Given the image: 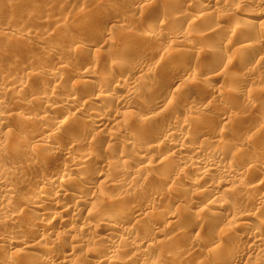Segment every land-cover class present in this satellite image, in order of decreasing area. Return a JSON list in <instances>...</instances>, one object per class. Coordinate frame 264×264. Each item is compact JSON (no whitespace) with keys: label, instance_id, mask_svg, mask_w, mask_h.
Here are the masks:
<instances>
[{"label":"rangeland","instance_id":"374dc122","mask_svg":"<svg viewBox=\"0 0 264 264\" xmlns=\"http://www.w3.org/2000/svg\"><path fill=\"white\" fill-rule=\"evenodd\" d=\"M258 1L259 0L255 1L254 6L252 4L243 3L244 1L242 0H217L214 8H211L210 10L209 8L206 9L207 7L205 6L207 5L205 2H202V0H0V88L4 90V95L0 97V101H2L0 114L3 119L7 117L5 119V121H7L5 125H0V146L3 148L8 144L12 145V141L14 142L15 137H19V139L22 138V141L25 140L24 145L28 146L27 143L29 144V141L35 135L37 136L38 132L40 134L42 131H37L38 129L40 130V128H38L37 123L34 122V119H37L40 116L47 115L54 123L63 118H72L75 116L74 118H79V123L81 122L80 124H82L86 119L93 116L89 113V110L93 109L95 105H99L95 99L97 95L105 96L110 92L112 93L111 90L116 84L118 89L114 87L117 89H115L116 93L114 91V94L127 96L126 94H129L130 92H125V86H127L128 82L126 85L124 83L127 80L131 82L134 80V82L138 80L140 81L147 73L150 76L149 79L151 81L150 82L149 79H147L149 82L147 81L148 83H144L145 91L142 90L136 93L138 100L135 98L136 102L133 101V106L120 107L113 103L101 104L99 107V110L103 109L105 111L107 110V112H114L113 110H119L121 113L123 112L124 115L121 114L120 120L123 123L124 128L120 129L118 133L113 130L117 133V140L115 135V139L113 140H110L112 136L109 137V139L106 135V137L101 135L96 139L93 135L95 134V131L90 128L89 129L93 133L89 131V135L86 133V136H79L84 138V140L77 137V135L74 134L76 132L71 129L67 130L68 134L67 132H65L66 134H63L66 139L71 138V140H74L76 137L80 139H75V141L80 142L79 144L76 142L77 145H74L71 149L75 154L78 153L83 155L88 153L91 155L89 168L86 167L84 169L85 171H79L80 173L74 171H69L67 173L66 171H63L66 162L59 158V155L62 151L66 152L70 150V145H68V143L66 144V142L57 143L55 150L58 152V155H54L46 160L49 164V168L45 171H49V173L56 171L58 173L59 171L64 173V175H60L61 177L55 182L60 183V181L66 182L70 180V185H65L63 188L67 189L66 193L68 195L75 193L77 189L80 190L79 192L84 196L82 199L84 201H81L82 203L78 205L81 206L78 208L79 211L77 218L72 217V215H69L70 217H68L76 219L73 222L74 228L72 227V233H70L74 238L70 240L69 238L66 239V237H63V239L57 235V238L63 240L62 242H60L61 240H58L59 243L54 242L55 244H53V240H51V236L55 232L53 231L50 233L51 235L49 234V236H47L46 240L39 241V244L44 247L43 249H45V251L47 250L48 252L51 249L54 252L56 251L55 256L53 257L54 261L52 259L51 264H60V256H62L63 253H68V250L73 253L71 257L72 259L70 258L71 262L69 261V263L66 262L64 264H96L95 261L104 254H100L103 251L98 252V250H100L105 244L108 246L110 243L121 244V249L116 254L117 257L115 255V260H118L119 263L143 264L144 260L140 261L141 258L139 254L134 255L135 252H133L131 248V242H129L124 235L117 234L112 239L110 238L109 241H105L102 239V236L98 237V235L102 234V231L100 232L96 228L95 231L92 227L85 230L79 228L81 226L80 218L86 216L89 208H96L103 214V211L104 213L111 210L114 211L116 210V207H121V205L119 207V203L128 201L129 204L131 203L130 205L135 203V206L140 205L138 206L139 208H146V212H148L150 216L149 218H146L147 220L143 219L142 222L140 221L137 223L138 219L133 220L130 213H127V215L129 214L128 217L130 216L129 218H131H127L129 219L127 229H129V227L130 229H133L132 226L134 227V225H142L141 229L140 227H137L138 230L137 228L133 229V232L141 240L144 239L143 241L146 242V245L150 244L149 246L147 245V249H145L144 253V257L150 261V264H201L200 257L202 254L208 250H212L218 245V243L223 251H220L219 258L217 257L214 259L215 261L212 260L209 264H225L224 256L239 248H245L249 253L248 256L247 254L244 255L243 259L240 257L241 260L238 261V264H264V262H262V260H264V254L259 256L255 251L256 246L251 248V244L248 241H244L238 237L239 235H245L250 238L253 231L258 230V232L261 230V233L264 236V226H262V223L264 225V206L259 207L254 204V200L257 197L264 198V165L257 163L259 162V155L264 152V60L262 62L258 61V58H264V47L253 46L251 41L252 38H256V36L264 35V22L262 24V21L264 20V8H262L263 3ZM234 3L239 11L235 10V5L233 6ZM229 5L231 6L232 11ZM218 6L221 7L222 10L218 8ZM212 11L217 14L212 13ZM207 14H210V16ZM229 14H231L232 17ZM233 15H235V17ZM198 16L202 17L198 18ZM238 17L240 20H236V22L235 18L238 19ZM79 18L83 20H81L83 24H79V28L74 29L75 32L72 30L73 32L71 31L72 33L70 34L66 28L72 24L74 26ZM238 24L239 26H237ZM146 26H149V28L151 26L150 29L155 33L153 38L144 37L143 33H141ZM233 32L235 33L233 34ZM248 34L251 35L250 37L248 36V39L251 40H247L246 35ZM25 35L27 37H25ZM76 38L80 40L79 43L73 42ZM170 40L173 41V43H169ZM241 46H243L242 49ZM237 50H240L238 51L239 54L237 53ZM212 53H215L214 55L216 57L209 62L206 60V57ZM236 58L240 59L238 63L234 62ZM202 59H205L208 65H206V61ZM132 61L134 63L136 62L138 67L140 66L139 73H135L133 70L130 71L128 68L127 64ZM183 66H186V69ZM57 68H62L60 73L55 72ZM85 69L87 71L90 70L92 74L94 72L96 77L94 76V79L80 78V73ZM251 69L252 71H250ZM111 71L112 73H110ZM36 72L37 75L35 77L31 76L35 75ZM30 73L31 75H28ZM142 73L144 75H142ZM106 75L109 76L106 77ZM140 75H142V77ZM190 76L192 78H190ZM85 79L88 80L89 83H87L88 81L86 82ZM111 79H113V82ZM124 79L126 81L122 83ZM143 80L144 77L141 81ZM91 81L92 83H90ZM116 81L117 83H115ZM139 81L138 83L141 84V81ZM186 81H188V83ZM17 82H22L24 83V86L26 85V88L24 87L23 89L24 91L20 90L21 93L17 94L18 98L16 93L11 94L9 90V86ZM118 84L120 85L118 86ZM233 85L237 88H243V90L246 91V94L249 92L250 95L248 97L251 99L247 97L244 98V96L242 97L239 94L234 93L235 91H230L232 88L231 86ZM227 86L229 87L228 89ZM183 88H185V90H183ZM182 90L185 92L183 93V95L185 94L183 97ZM217 90H220V94H217L218 96L215 99H212L213 94L218 92ZM5 91L10 94L5 93ZM41 93L44 94L42 95ZM14 94L17 99L14 97ZM11 96H13V98ZM78 96L81 97L83 102L88 101V107L83 105L84 103L82 104V102L80 103L81 106L80 104H77L76 106L64 105L62 102V100L64 101L65 99H78ZM41 97H44V99H41ZM93 99L95 100L93 101ZM196 100L199 103L203 101L202 106L198 107V109L193 105L192 106L195 109L192 106L190 107L192 109H189V106H186V103L184 102L186 101L189 103ZM246 101H252V103L254 102L255 104L253 103V105L251 102L247 104ZM47 103L55 107L51 112L47 111ZM154 105H162L163 109H167L168 112L170 111L169 113L171 114L170 116L172 120L179 119L184 125H189L191 122H195L194 126H196L197 129H203L205 135L203 134L200 137L192 138V134L189 136L191 140L188 142V146L191 148L193 147L192 149H195V147L203 148L201 154L204 153V155H209V157L211 155L213 156V153L217 150L222 151V158H224L220 160L222 166H227L231 159L232 161H238L240 154L246 150L250 153L251 157H254L253 161H256V164H258L256 166L255 162H253L254 164L252 163L246 166L241 165V163L236 165L237 167H235V170L238 172L237 174L241 172L243 173L244 178H241V180L238 177H234L237 181L234 178H230L231 181L230 179H226L225 182L222 178L211 176L204 181L210 184L213 183L211 185L215 188L213 187L212 192H209L208 194L220 196L219 200L221 199L220 201H222V205L225 206L220 216L215 215L214 213H210L207 216L208 213L203 212L204 209L200 206L197 208L189 207L190 202L188 197L190 196L192 187L190 184H186L188 183V180L177 181V183L184 188L177 187L178 189H175V185H173L174 188L171 187L172 185H170L171 183L169 182L180 169L179 163L174 158H171L172 161L169 166H166L165 168L162 167V169L159 170L155 168L153 169L154 171L151 172L148 171L147 173H150V175L147 174L146 171L142 172V174L144 173L143 176L141 173L137 172L140 164L143 161L148 160L146 158L139 161L140 156L143 155L141 151L148 146L151 147L160 143L161 141H155L157 130L159 131V129L168 128V124L160 123L159 120H153V122L147 125V127L140 126L139 124L137 125V119H141L147 115L148 112H152V108L155 107ZM224 109L225 111H223ZM75 112L81 113H76V115ZM199 112L204 113L208 118H201L198 121ZM224 113L231 116L229 121H220L218 119L219 116ZM32 115L34 117H32ZM30 116L32 119L34 118V121L31 118H28ZM28 119H31V123ZM29 123L31 126L28 125ZM49 128H51V126ZM110 132H112V130ZM70 133L72 134V137ZM66 135L70 136L66 137ZM187 135L189 134H186V136L184 134L185 137H188ZM91 137L96 141L95 145L99 142L97 145L98 148H93L94 141L92 139V141L90 140ZM179 137H181L180 140L183 138L182 135H179ZM179 137L177 136L176 138L178 139ZM129 138L131 141L133 139L136 142H131ZM126 139L129 140V143L131 142V146L130 144L129 146L127 145L128 143L125 142ZM90 141L91 143H89ZM105 141L108 142V144ZM83 142L86 144H83ZM133 143L136 144L134 145ZM24 145L20 146L23 148ZM246 145H248L249 148H247ZM109 146H112V148ZM21 147L19 149H22ZM166 148L164 147V150L161 149L160 153L163 154L162 156L167 152L168 148L167 150ZM25 149L26 147L24 146L22 151L25 152ZM95 152L96 155L94 154ZM5 156L1 158L4 160L0 159V171L5 169V167L8 168L12 166L17 169V172H20L17 173L18 176H14L16 177L14 178L15 180L8 177V179L12 180L10 181L6 179L5 181L8 187L12 186V195L15 197L14 199L12 198L13 203L9 200V202L12 203V207L15 206L14 203H16V200L19 197L18 194H20L25 187L29 186L28 188L31 190L33 189L35 194L44 191L43 189L45 188V183L47 181L46 178L49 176L48 172L45 173V171H42L41 173L35 166L34 168L31 167V170H29V166H27L20 157L16 158L15 156L13 157L10 155V157L7 155L13 160L11 161L7 156L5 158ZM50 159L52 160L49 161ZM120 159H125L124 161L127 163L120 164ZM19 161H21V163H19ZM252 166L253 168H251ZM182 167L183 169L181 173L184 174L183 177L185 176V179L190 180L196 177L192 170L183 165ZM116 171H121L124 175L121 173L123 176L119 177V174H117ZM152 173L154 175H152ZM98 176L99 178H97ZM154 176H157V178ZM103 179H105L104 184L102 182L104 181ZM128 179L132 181H129ZM107 180L108 182H106ZM112 180L113 182H111ZM221 180L226 184L228 182L229 185L227 184V189H230V187L232 189L228 191L225 187H221V184H225L224 182H221ZM130 182L131 189L128 190L124 186ZM234 182H237L238 184H235ZM259 182L263 185L256 188L257 190L255 189V192L250 193L249 191V194L245 195L241 191L237 192L238 186H249L250 184V186L253 184L256 186ZM105 183H109L108 187H106L107 184ZM217 183L221 184L218 186ZM111 184L115 186L113 187ZM224 188L226 190L225 192L223 191ZM128 191L130 192L128 193ZM241 196H244L245 198L247 197L246 200ZM208 199L209 196L207 195L204 202L206 200L208 201ZM45 203L46 201H44L40 207L44 210L46 209V211L51 209L45 208ZM190 204H192V202ZM127 206L129 205L127 204ZM13 208L9 211L12 212V209L15 210L16 206ZM82 209L83 211H81ZM121 210L124 211L125 208ZM163 212H166L168 215L166 220H163L164 222L160 219L158 220L156 217ZM225 212L226 214H230V221L224 220L223 213ZM237 212L245 213L247 217L243 220L235 219L234 213ZM150 213L152 215H150ZM211 214H214L216 217H213ZM221 216L222 218H220ZM77 227L79 229H76ZM4 228L5 225L1 224L0 238L4 236L5 232H7V228ZM135 231L140 235L136 234ZM156 231H158V233H156ZM83 232L84 234L89 232L86 233L88 236L83 235ZM120 238L121 240H124L121 241ZM262 238L263 243L264 237ZM14 239L16 242L21 240V238L18 237H15ZM262 245H264V243ZM19 248H11V250L9 248H0V264H30L26 258H23L24 254H22L23 252L21 248ZM236 254L235 256L233 255L234 258L237 256ZM232 260L227 261L229 263L226 262V264H230Z\"/></svg>","mask_w":264,"mask_h":264},{"label":"bare ground","instance_id":"6f19581e","mask_svg":"<svg viewBox=\"0 0 264 264\" xmlns=\"http://www.w3.org/2000/svg\"><path fill=\"white\" fill-rule=\"evenodd\" d=\"M218 1H221V0H218ZM232 1V0H231ZM242 1H244L243 3H246V4H252V5H254V3H255V1L254 0H242ZM99 2V1H98ZM172 2V1H171ZM174 2V1H173ZM186 2V1H185ZM202 2H205L206 3V5L207 6H205V7H207L206 9H210L211 10V8H214V6H215V3L217 2V0H202ZM229 2V1H228ZM227 2V3H228ZM258 2H261V3H263V7L262 8H264V0H259ZM177 3V2H176ZM219 3V2H218ZM217 3V4H218ZM226 3V4H227ZM233 3V2H232ZM216 4V5H217ZM222 4V3H221ZM226 4H225V6H226ZM223 5V4H222ZM235 5V6H234ZM262 5V4H261ZM224 6V7H225ZM230 6V5H229ZM233 6L235 7V10L237 11L238 9V7H236V4L234 3L233 4ZM255 6V5H254ZM204 7V6H203ZM233 7V8H234ZM240 7V6H239ZM201 8H202V5H201ZM216 9H218V8H220L221 9V7H219L218 6V8L217 7H215ZM223 8V7H222ZM204 9V8H203ZM202 9V10H203ZM206 9H204V10H206ZM225 9V8H224ZM229 9V8H228ZM230 9H231V6H230ZM229 9V10H230ZM214 10V9H213ZM222 10V9H221ZM226 10V9H225ZM216 11V10H215ZM220 11V10H219ZM231 11H232V9H231ZM235 11V12H236ZM239 11V10H238ZM264 11V10H263ZM204 12V11H203ZM216 12H218V11H216ZM216 12H213L212 11V13H215V14H217ZM164 13V12H163ZM211 13V12H210ZM238 13V12H237ZM262 13V12H261ZM235 14V13H234ZM239 14H240V12H239ZM243 14V13H242ZM241 14V15H242ZM173 15V14H172ZM205 15V14H204ZM208 15V14H207ZM206 15V16H207ZM229 15H231V14H229ZM237 15V14H236ZM203 16V15H202ZM202 16H200V17H202ZM208 16H210V14L208 15ZM234 17H235V15H233ZM197 17V16H196ZM199 16H198V18H200ZM231 17H232V15H231ZM83 18V17H82ZM167 19V18H166ZM166 19H165V21H166ZM173 19V18H172ZM82 19L81 18H79V20L74 24V26H73V24L71 25V26H69L68 28H66L67 30H68V32H70V34L74 31V29H77V28H79V26L81 25V24H83V20L81 21ZM85 20V19H84ZM236 20H240L239 19V17H238V19L237 18H235V21ZM86 22V21H85ZM237 22V21H236ZM263 22H264V20L262 21V24H263ZM240 23V22H239ZM80 24V25H79ZM241 24V23H240ZM148 25V24H147ZM242 25V24H241ZM260 25H261V23H260ZM215 26V25H214ZM235 26V25H234ZM237 26H239V24L237 25ZM244 26V25H243ZM81 28V27H80ZM150 28H151V26H150ZM149 28V26H146L145 28H144V30L141 32V33H143V35H144V37H152L153 38V36H154V32L151 30ZM243 28V27H242ZM217 29V28H216ZM216 29H214V30H216ZM239 29V28H238ZM244 29H245V27H244ZM66 30V31H67ZM73 30V31H72ZM154 30V29H153ZM235 30V29H234ZM72 31V32H71ZM218 31V30H217ZM237 31V30H236ZM240 31V30H239ZM75 32V31H74ZM122 32V31H121ZM204 32V31H203ZM157 33V32H156ZM235 32H233V34H234ZM68 34V33H67ZM123 34H125V33H123ZM232 34V33H231ZM69 35V34H68ZM158 35V34H157ZM139 36V35H138ZM156 36V35H155ZM232 36V35H231ZM247 36V40H251V39H248L251 35H246ZM249 36V37H248ZM25 37H27L26 35H25ZM127 37H128V35H127ZM143 37V38H144ZM226 37V36H225ZM6 38V37H5ZM18 38V37H17ZM79 38V37H78ZM78 38H76V40L75 41H73V42H77V43H79V39ZM151 38V39H152ZM156 38V37H155ZM155 38H154V40H155ZM80 39H82V38H80ZM145 39V38H144ZM153 40V39H152ZM157 40V39H156ZM245 40H246V38H245ZM12 41V40H11ZM10 41V42H11ZM26 41V40H25ZM139 41V40H138ZM252 45L254 46H259V47H264V35L263 36H256V38H252ZM148 42H149V40H148ZM169 42V41H168ZM244 42H246V41H244ZM250 42V41H249ZM15 43V42H14ZM169 43H173V41H171L170 40V42ZM241 44V43H240ZM19 45V44H18ZM81 45V44H80ZM22 46H24V45H22ZM89 46V45H88ZM89 47H91V46H89ZM239 47V46H238ZM242 47L243 46H241V49H242ZM246 48H247V46H246ZM249 48V47H248ZM53 49V48H52ZM238 49V48H237ZM239 49H240V47H239ZM39 50H40V48H39ZM48 50H50V49H48ZM17 51V50H16ZM123 51V50H122ZM238 51H240V50H237V53H238ZM52 52V51H51ZM241 52H242V50H241ZM244 52V51H243ZM248 52V51H247ZM11 53V52H10ZM205 53V52H204ZM209 53V52H208ZM211 53V52H210ZM236 53V54H237ZM44 54V53H43ZM207 54V53H206ZM215 54V53H214ZM213 53L212 54H210V55H206L207 57H206V60H208L209 62L211 61V60H213V58H215L216 56L214 55ZM239 54V53H238ZM10 55V54H9ZM48 55V54H47ZM136 55V54H135ZM204 55V54H203ZM14 56V55H13ZM21 56V55H20ZM134 56V55H133ZM155 56V55H154ZM237 56V55H236ZM17 57H19V56H17ZM129 57V56H128ZM200 57V56H199ZM240 57V56H239ZM111 58V57H110ZM203 58V57H202ZM157 59V58H156ZM13 60V59H12ZM15 60V59H14ZM132 60V59H131ZM162 60V59H161ZM160 60V61H161ZM186 60V59H185ZM202 60H205V59H202ZM205 60V61H206ZM230 60V59H229ZM264 60V58L263 57H261V58H258V61L259 62H262ZM126 61V60H125ZM159 61V62H160ZM240 61V59L239 58H236L235 60H234V62L235 63H238ZM127 62V61H126ZM147 62V61H146ZM230 62V61H229ZM232 62H233V60H232ZM128 63V62H127ZM184 63V62H183ZM204 63V62H203ZM23 64V63H22ZM120 64V63H119ZM149 64V63H148ZM188 64V63H187ZM206 65H208L207 64V61H206V63H205ZM210 64V63H209ZM24 65V64H23ZM128 65V68L130 69V71L131 70H133L135 73H139L138 71H140L139 70V67L137 66V63L135 62H129V64H127ZM146 65H147V63H146ZM150 65V64H149ZM159 66V65H158ZM247 66V65H246ZM160 67V66H159ZM184 67V66H183ZM186 67V66H185ZM184 67V68H185ZM163 68V67H162ZM254 68V67H253ZM61 69L62 68H57V70L55 71L56 73H60V71H61ZM89 69V68H88ZM141 69V68H140ZM166 69V68H165ZM186 69V68H185ZM224 69V68H223ZM115 70V69H114ZM118 70V69H117ZM254 70V69H253ZM113 71V70H112ZM112 71L110 72V73H112ZM132 71V72H133ZM158 71V70H157ZM188 71V70H187ZM223 71V70H222ZM248 71V70H247ZM250 71H252V69L250 70ZM121 72H122V70H121ZM149 72V71H148ZM50 73V72H49ZM49 73H48V75H49ZM62 73V72H61ZM123 73V72H122ZM159 73V72H158ZM252 73V72H251ZM257 73V72H256ZM34 74V73H33ZM51 74V73H50ZM95 73L93 72V74H92V72L90 71V70H84L83 72H81L80 73V78H86V79H94V75ZM124 74V73H123ZM146 74V73H145ZM235 74V73H234ZM260 74V73H259ZM28 75H31V73L30 74H28ZM37 75V72H36V74L35 75H31V76H36ZM46 75V74H45ZM52 75H56V74H52ZM142 75H144L143 73H142ZM142 75H140L141 77H142ZM183 75H185V74H183ZM191 75V74H190ZM194 75V74H193ZM248 75V74H247ZM255 75V74H254ZM38 76H39V73H38ZM78 76V75H77ZM107 76H109V75H106V77ZM192 76V75H191ZM190 76V78H192ZM244 76V75H243ZM249 76V75H248ZM252 76V75H251ZM34 77H32V78H34ZM43 77V76H42ZM41 77V78H42ZM96 77V76H95ZM105 77V76H104ZM103 77V78H104ZM118 77V76H117ZM144 77V80L143 81H141L142 80V78ZM142 78H141V84L140 83H138V81H136V82H134V81H126L125 79H124V81L122 82V83H124L125 81V85H126V83L128 82V84H127V86H125L126 87V89H125V92L126 93H128V91H130L131 93H132V95H131V93L129 92V94H126L127 96H122V95H118V94H114V91H115V89L117 88V85L115 84V86H113V88H112V93L110 92L109 94H107V95H103V96H96V101L98 102V104L99 105H95L94 107H93V109H91V110H89L90 112L89 113H91L93 116L92 117H89V119H84L85 121H84V123H82V124H80L79 123V118H74L75 116H73L72 118H63V119H61V120H59V121H56L55 123L53 122V120H51V118H49V116H47V115H43V116H40L39 118H37V119H32V117H34L33 115H32V117L30 116V117H28V118H31L34 122H36L37 123V125H38V128H40V130L38 129L37 131H41V133L39 134V132H38V135L36 136H34L30 141H29V144L27 143V145L28 146H26V145H24V143H25V140L24 141H22V138L21 139H19V137H15V139H14V142L12 141V145H7L6 147H2V146H0V154L1 155H3V156H7V155H12L13 157L15 156L16 158L17 157H20L21 159H22V161H24L25 162V164L27 165V166H29V170H31V167H33L34 168V166L36 167V169H38V170H40V172L42 173V171H45V170H47L48 168H49V164L46 162V160L48 159V158H50V157H53L54 155L56 156V155H58V152H56V150H55V147H56V145H57V143L59 144V143H61V142H66V144L68 143V145H70V150H68V151H66V152H63L62 151V153L59 155L60 157L59 158H61L63 161H65L66 163L64 164V168H63V171H66L67 173L70 171H74V172H76V173H78L79 171L81 172V171H83L86 167H88L89 168V165H90V163H91V155L90 154H88V153H86V154H83V155H80V154H78V153H76V154H78V155H76L74 152H72L73 150L71 149V148H73L74 147V145H77V143L79 144V142H77V141H75V139L76 140H78L79 138H81V137H79V136H83V135H85L86 133H87V135H89V131H91V130H93V131H95V134H93L94 136H95V138L96 139H98L99 138V136H101V135H103V136H107L108 138L109 137H111L112 136V138L110 139V140H113V139H115V137H116V140H117V137L118 136H116L117 135V133L120 131V129H122V128H124L123 127V123L121 122V114H123V112L121 113V112H119V110H113L114 112H111V111H109V112H107V110L105 111V110H99V107L101 106V104H116V105H118V106H120V107H129V106H133L134 105V103H133V101L134 102H136V100H135V98L137 99L138 97H136V93H138L139 91H142V90H144V88H145V86H144V83H146L148 80L147 79H149V75H148V73L146 74V75H144ZM182 77V76H181ZM189 77V76H188ZM226 77V76H225ZM238 77V76H237ZM254 77V76H253ZM99 78V77H98ZM138 78V77H137ZM155 78V77H154ZM228 78H229V76H228ZM244 78H245V76H244ZM35 79H37V78H35ZM39 79V78H38ZM45 79H46V76H45ZM63 79V78H62ZM85 79V80H86ZM96 79V78H95ZM120 79V78H119ZM139 79V78H138ZM230 79V78H229ZM30 80V79H29ZM65 80V79H64ZM97 80V79H96ZM112 80V82H113V79H111ZM180 80V79H179ZM178 80V81H179ZM194 80V79H193ZM247 80V79H246ZM88 80H86V82H87ZM110 81V80H109ZM119 81V80H118ZM139 81V82H140ZM149 81H150V79H149ZM148 81V82H149ZM243 81H244V79H243ZM85 82V81H84ZM98 82V81H97ZM147 82V83H148ZM151 82V81H150ZM187 83H188V81H186ZM189 82H190V80H189ZM193 82V81H192ZM229 82V81H228ZM246 82V81H245ZM244 82V83H245ZM11 83V82H10ZM87 83H89V81L87 82ZM90 83H92V81L90 82ZM106 83V82H105ZM115 83H117V81L115 82ZM119 83V82H118ZM121 83V82H120ZM182 83V82H181ZM227 83V82H226ZM13 84V83H12ZM123 84V85H124ZM9 85V84H8ZM120 84H118V86H119ZM122 85V86H123ZM146 85V84H145ZM148 85V84H147ZM183 85V84H182ZM240 85V84H239ZM244 85V84H243ZM12 86V87H11ZM11 86H9L10 88H9V90H10V93L11 94H13V93H16V96H17V94H20L21 92H20V90L22 91L23 89H24V87L26 86H24V83H20V82H17V83H15V84H13V85H11ZM150 86V85H149ZM185 86H186V84H185ZM192 86V85H191ZM234 86V85H233ZM233 86H231L230 88V91H235L234 93H237V94H239L240 96H244V98H249L248 96L250 95L249 94V92L246 94V91L245 90H243V88L241 89V88H237V87H233ZM1 87V86H0ZM28 87V86H27ZM114 87H116V88H114ZM192 87H194V86H192ZM239 87V86H238ZM242 87V86H241ZM8 88V87H7ZM26 88V87H25ZM148 88V87H147ZM188 88V87H187ZM229 87L227 86V89H228ZM118 89V88H117ZM116 89V90H117ZM150 89V88H149ZM148 89V90H149ZM189 89V88H188ZM224 89V88H223ZM8 90V91H9ZM26 90V89H25ZM30 90V89H29ZM104 90V89H103ZM122 90V89H121ZM148 90H146V91H148ZM155 90V89H154ZM153 90V91H154ZM183 90H185V88H183ZM182 90V91H183ZM194 90V89H193ZM221 90V89H220ZM219 90V91H220ZM4 90L2 89V88H0V97H2L4 94V92H3ZM7 91V90H6ZM5 91V93H7ZM24 91V90H23ZM50 91V90H49ZM145 91V90H144ZM143 91V92H144ZM152 91V90H151ZM173 91V90H172ZM192 91V90H191ZM218 91V90H217ZM218 91V92H219ZM229 91V90H228ZM229 91V92H230ZM42 92V91H41ZM118 92V91H117ZM178 92V91H177ZM196 92H198V91H196ZM218 92H216V93H214L213 94V97H212V99H215L219 94H220V92L218 93ZM226 92V91H225ZM231 92V93H232ZM10 93H7V94H10ZM27 93V92H26ZM115 93H116V91H115ZM141 93V92H140ZM173 93V92H172ZM183 93H185L184 91L182 92V97L185 95H183ZM204 93V92H203ZM28 94V93H27ZM42 94V93H41ZM44 94V93H43ZM42 94V95H43ZM53 94V93H52ZM145 94H148V93H145ZM199 94V93H198ZM218 94V95H217ZM22 95V94H21ZM24 95H25V93H24ZM41 95V96H42ZM138 95V94H137ZM176 95H178V94H176ZM180 95H181V93H180ZM190 95V94H189ZM222 95V94H221ZM245 95H247V96H245ZM23 96V95H22ZM48 96V95H47ZM149 96V95H148ZM193 96V95H192ZM197 96V95H196ZM9 97H10V95H9ZM12 98H13V96H11ZM14 97H15V94H14ZM24 97V96H23ZM38 97V96H37ZM174 97V96H173ZM187 97V96H186ZM195 97V96H194ZM199 97V96H198ZM202 97H203V95H202ZM207 97V96H206ZM205 97V98H206ZM16 98V97H15ZM17 98H18V96H17ZM16 98V99H17ZM39 98V97H38ZM94 98V97H93ZM179 98V97H178ZM181 98V97H180ZM1 99V98H0ZM41 99H44V97H41ZM95 99H93V101L95 100ZM184 99V98H183ZM249 99H251V98H249ZM248 99V100H249ZM261 99V98H260ZM13 100V99H12ZM34 100V99H33ZM36 100V99H35ZM138 100V99H137ZM195 100V99H194ZM198 100V99H197ZM191 101V102H186V101H184L185 103H186V106H189V109H192V108H190L192 105L194 106V107H196L197 109H198V107H201L202 106V102L203 101H201V103H199L198 101ZM241 100V99H240ZM257 100V99H256ZM259 100V99H258ZM15 101V100H14ZM25 101V100H24ZM140 101V100H139ZM171 101V100H170ZM200 101V100H199ZM214 101V100H213ZM1 102L2 101H0V108H2V105H1ZM15 102H17V101H15ZM62 102H63V104L64 105H71V106H76L77 104H80L81 102H82V104L83 105H86L87 107H88V104H87V102H83L82 100H81V97L80 96H78V99H65L64 101L62 100ZM174 102V101H173ZM247 102V101H246ZM251 103H252V101H250ZM249 101L247 102V104L248 103H250ZM35 103V102H34ZM33 103V104H34ZM142 103V102H141ZM181 103V102H180ZM185 103H184V105H185ZM208 103V102H207ZM210 103H211V101H210ZM209 103V104H210ZM213 103V102H212ZM231 103V102H230ZM254 103V102H253ZM252 103V104H253ZM3 104V103H2ZM14 104V103H13ZM40 104V103H39ZM90 104V103H89ZM95 104V103H94ZM214 104V103H213ZM216 104H218V103H216ZM251 104V105H252ZM255 104V103H254ZM253 104V105H254ZM47 105L48 106H46L47 107V111L49 112H51L52 110H53V108H55V107H53L52 105H49V103H47ZM137 105V104H136ZM250 105V104H249ZM13 106V105H12ZM80 106H81V104H80ZM92 106V105H91ZM155 107H153L152 108V112H148V114L147 115H145L144 117H142L141 119H137V125L139 124L140 126H146L147 127V125H149V124H151L152 122H153V120H156V121H160V123H163V124H168V128H166V129H159V131L157 130V132L156 131H154V132H156V139H155V141H161L160 143H158L157 145H154V146H148L147 148H144L141 152H142V156H140V158H139V161L140 160H144V159H148L147 161L145 160V161H143L141 164H140V167L138 168V170H137V172H139V173H141L142 174V172L144 171H146V173L149 171V172H151V171H154L153 169H155V168H157L158 170L159 169H162V167H166V166H169L170 165V163H171V158L173 159H175L178 163H179V166H180V169H179V171L178 172H176L175 173V175H174V177L172 178V180L170 181V179H169V183H171L170 185H172L171 187H173V185H175V189H178L177 187H180V188H182L183 186H180V184H178L177 183V181H181V180H188L187 182L188 183H186V184H190V186L192 187V191H191V193H190V196L188 197L189 198V202L191 203L192 202V204H190L189 203V207L191 208H193V207H198V206H200V207H202L201 209L203 210V212H205V213H208L207 214V216L210 214V213H214L215 215H219L220 216V214L223 212V209H224V207L225 206H223L222 204V201H220L219 200V197L220 196H213V194L212 195H209L208 193L209 192H212V189H213V187H212V185L211 184H213V183H208V182H204L208 177H211V176H217V177H219V178H222V180H229L230 178H234V177H238L240 180H241V178H244L243 177V173L241 172V173H239V174H237L238 172L235 170V167H237L236 165L237 164H239V163H241V165H243V166H246V165H248V164H252L253 162H255V166L256 165H258L259 163H260V165H264V152H262L261 153V155H259L260 157H259V162H257L258 164H256V161H253L254 160V157H251V155H250V153L246 150L245 152H243L242 154H240V156L238 157V161L236 160V161H232V159H231V157H230V159L231 160H229L230 162H228L229 164H227V166H222L221 165V159H224V158H222V156H223V152L222 151H215V153H213L214 155L211 157H209V155L207 156V155H204V153L203 154H201L202 152H203V148H201V147H195V149H192L191 147H189L188 146V142L191 140L190 139V135L192 134L193 136H191V138L192 137H200L201 135H203L204 134V130L203 129H197L196 128V126H194L195 125V122H191L189 125H184L183 123H181V121L179 120V119H174V120H172V118H171V114L167 111V109H163L162 108V105H154ZM166 106V105H165ZM186 106H184V107H186ZM192 106V107H193ZM206 106V105H205ZM211 106V105H210ZM247 106V105H246ZM257 106V105H256ZM149 107V106H148ZM193 107V108H194ZM206 107H208V106H206ZM218 107V106H217ZM233 107V106H232ZM250 107V106H249ZM249 107H247V108H249ZM25 108V107H24ZM44 108H45V106H44ZM77 108V107H76ZM105 108H107V107H105ZM165 108V107H164ZM188 108V107H187ZM204 108V107H203ZM223 108V107H222ZM226 108V107H225ZM85 109V108H84ZM108 109V108H107ZM115 109V108H114ZM122 109V108H121ZM148 109V108H147ZM195 109V108H194ZM28 110V109H27ZM109 110H110V108H109ZM150 110V109H149ZM179 110V109H178ZM206 110V109H205ZM220 110V109H219ZM236 110V109H235ZM79 111V110H78ZM223 111H225V109L223 110ZM240 111V110H239ZM73 112H74V110H73ZM126 112V111H125ZM232 112V111H231ZM241 112V111H240ZM247 112V111H246ZM71 113V112H70ZM76 113H81V112H75V114ZM88 113V114H89ZM202 113V112H201ZM200 112L198 113V121L201 119V118H203V119H205V118H208V116L207 115H205L204 113H202L201 114ZM216 113V112H215ZM233 113V112H232ZM47 114V113H46ZM73 114V113H72ZM241 114V113H240ZM30 115V114H29ZM71 115V114H70ZM77 115V114H76ZM124 115V114H123ZM135 115V114H134ZM220 115V114H219ZM244 115V114H243ZM2 115L0 114V125H5V123L7 122V121H5V119L7 118H5V119H3L2 117H1ZM241 116H242V114H241ZM173 117V116H172ZM36 118V117H35ZM87 118H88V116H87ZM216 118V117H215ZM218 118V117H217ZM25 119H27V118H25ZM31 119H28V121L31 123ZM78 119V120H77ZM110 119H112V120H110ZM220 121H229L230 119H231V116L230 115H227L226 113H224L223 115L221 114V116H219V118H218ZM233 119V118H232ZM211 121V120H210ZM240 121V120H239ZM25 122H27V121H25ZM238 122V121H237ZM243 122V121H242ZM30 123L28 124V125H30ZM132 123V122H131ZM130 123V124H131ZM154 123H155V121H154ZM197 123V122H196ZM230 123V122H229ZM26 125V124H25ZM126 125V124H125ZM240 125V124H239ZM31 126V125H30ZM51 126V128H49ZM131 126V125H130ZM161 126H162V124H161ZM37 127V126H36ZM91 130H90V129ZM145 128V127H144ZM209 128V127H208ZM28 129V128H27ZM31 129V128H30ZM68 129H71V130H74V132H76V133H74V134H76L77 135V137H79V138H77L75 135V139L74 140H71V138H69V139H66L65 137H64V135L63 134H66L65 132H67V134H68ZM89 129V130H88ZM230 129H231V127H230ZM237 129V128H236ZM112 130V132H110ZM113 130H115L117 133H115V131H113ZM140 130V129H139ZM233 130V129H232ZM33 131H34V128H33ZM36 131V132H37ZM70 131V130H69ZM122 131H124V130H122ZM228 131V130H227ZM242 131V130H241ZM30 132H32V131H30ZM92 132V131H91ZM90 132V133H91ZM115 134H114V133ZM138 132V131H137ZM140 132V131H139ZM178 132V133H177ZM28 133V132H27ZM33 133V132H32ZM71 133H73V132H71ZM70 133V134H71ZM93 133V132H92ZM152 133V132H151ZM35 134V133H34ZM37 134V133H36ZM184 134H185V136H186V134H189V135H187L188 137H185L184 136ZM206 134H208V133H206ZM33 135V134H32ZM91 135V134H90ZM114 135H115V137H114ZM179 135H182L183 136V138L180 140V138L181 137H179ZM205 135V134H204ZM68 136H70V135H68ZM67 135H66V137H68ZM86 136V135H85ZM84 136V137H85ZM92 136V135H91ZM105 136V137H106ZM134 136V135H133ZM179 137L178 139L176 138V137ZM71 137H72V134H71ZM114 137V138H113ZM94 138V137H93ZM101 138V137H100ZM119 138H120V136H119ZM30 139V138H29ZM81 139H83L84 140V138H81ZM85 139H87V138H85ZM92 139V137L90 138V140ZM130 139V138H129ZM216 139H218V138H216ZM80 140V139H79ZM93 140V139H92ZM91 140V141H92ZM107 140V139H106ZM91 141L89 142V143H91ZM94 141V143H93V148H95V147H97L98 148V144H99V142H98V144L97 145H95V143H96V141L95 140H93ZM108 141V140H107ZM129 140L128 139H126L125 140V142H127L126 144L129 146V144H130V146L132 145L131 144V142H136L135 140H133L132 139V141H131V139H130V143L128 142ZM139 141V140H138ZM11 142V141H10ZM28 142V141H27ZM77 142V143H76ZM82 142V141H81ZM106 142V141H105ZM111 142V141H110ZM124 142V141H123ZM125 142H124V144H125ZM192 142V141H191ZM88 143V144H89ZM107 144H108V142H106ZM119 143V142H118ZM141 143V142H140ZM247 143H249V142H247ZM83 144H86V143H84L83 142ZM103 144V143H102ZM111 144V143H110ZM116 144V143H115ZM122 144V143H121ZM134 145L136 144V143H133ZM217 144V143H216ZM226 144V143H225ZM224 144V145H225ZM1 145V144H0ZM20 145H24L25 147H26V149H25V152L24 151H22V149L24 148V146H23V148L20 146ZM67 145V146H68ZM114 145V144H113ZM228 145V144H227ZM22 148V149H19L20 147ZM90 146V145H89ZM108 146V145H107ZM223 146V145H222ZM221 146V147H222ZM79 147V146H78ZM92 147V146H91ZM100 147V146H99ZM110 147V146H109ZM114 147H116V146H114ZM118 147V146H117ZM134 147V146H133ZM168 148V150H167V148H166V150H167V152L164 154V156H162L163 154H161L160 153V151H161V149H163V148ZM246 147L247 148H249L248 147V145H246ZM110 148H112V146L110 147ZM188 148H191V149H188ZM28 149V150H27ZM92 149V148H91ZM96 149V148H95ZM94 149V150H95ZM106 149V148H105ZM117 149V148H116ZM217 149V148H216ZM229 149V148H228ZM21 150V151H20ZM164 150V149H163ZM165 150V151H166ZM59 151H61V150H59ZM80 151V150H79ZM86 151V150H85ZM90 152V151H89ZM91 152H92V150H91ZM90 152V153H91ZM115 152V151H114ZM161 155H160V154ZM95 155H96V152L94 153ZM100 154V153H99ZM0 155V159L3 157V156H1ZM98 155V154H97ZM6 156H5V158H6ZM9 156H7L8 158H9ZM11 157V156H10ZM58 157V156H57ZM102 157V156H101ZM121 157V156H120ZM150 157H152V158H150ZM153 157H154V159H153ZM19 158V159H20ZM55 158V157H54ZM114 158V157H113ZM226 158V157H225ZM10 159V158H9ZM97 159V158H96ZM150 159V160H149ZM1 160H4V159H1ZM11 160V159H10ZM15 160V159H14ZM52 159H50L49 161H51ZM117 160V159H116ZM118 160H119V158H118ZM117 160V161H118ZM125 160V159H124ZM124 160H121L120 159V164H124V163H127L126 161H124ZM257 160H258V157H257ZM8 161V160H7ZM6 161V162H7ZM11 161H13V160H11ZM56 161V160H55ZM100 161V160H99ZM175 161V162H176ZM19 163H21V161H19ZM50 163V162H49ZM53 163V162H52ZM173 163V162H172ZM16 164H17V161H16ZM94 164V163H93ZM115 164V163H114ZM254 164V163H253ZM19 165V164H18ZM18 165H16V166H18ZM20 165H23V164H20ZM32 165V166H31ZM54 165V164H53ZM182 165L184 166V167H187V168H189L190 170H192L194 173H195V175H196V177H194V178H192V179H185L184 177H183V175L184 174H182L181 172H182V169H183V167H182ZM224 165V164H223ZM226 165V164H225ZM51 166V165H50ZM93 166V165H92ZM20 167V166H19ZM52 167V166H51ZM178 167V166H177ZM258 167H260V166H258ZM23 168H24V166H23ZM27 168V167H26ZM56 168V167H55ZM96 168V167H95ZM116 168V167H115ZM119 168V167H118ZM163 168V169H164ZM176 168V167H175ZM248 168H250V167H248ZM251 168H253V166L251 167ZM263 168H264V166H263ZM28 169V168H27ZM167 169V168H166ZM240 169V168H239ZM255 169V168H254ZM253 169V170H254ZM50 170H52V169H50ZM176 170V169H175ZM185 170V169H184ZM27 171V170H26ZM33 171V170H32ZM85 171V170H84ZM162 171V170H161ZM164 171V170H163ZM247 171V170H246ZM19 172V171H18ZM17 169L15 168V167H8V168H6L5 167V169H3V170H1L0 171V198H1V201H0V226H1V224H3V225H5V228H7V232H5L6 233V235H5V233H4V236H2L1 238H0V248H9L10 250H11V248H16V247H20L21 248V250H22V254H24V257L23 258H26L29 262H30V264H51V261H52V259H53V257L55 256V253H56V251L54 252V251H52V249L51 250H49L48 252H47V250L45 251V249H43L44 247H42L41 246V244H39V241L40 240H46V238H47V236H49V234L50 233H52L53 231H55L53 234H52V239L51 240H53V244H55V243H59V241L60 242H62V240L66 237V239L67 238H69L70 240L72 239V238H74L70 233H72V230H73V228H74V220H76V219H73V218H68V217H70L71 215H72V217H76L77 218V216H78V211H79V207L81 206H78L79 204H81L82 202L81 201H84V200H82L83 198H84V196H83V194L81 193V192H79L80 190H77L76 189V192L75 193H73V194H70V195H68L66 192H67V189H63L64 187H65V185L67 186V185H70V180L69 181H66V182H61L60 181V183L58 182H55L58 178H60L62 175H64V173H62V172H60L59 171V173L56 171V172H52V173H49V171H45V173L46 172H48L49 173V176L47 177V178H49V179H47L46 178V183H45V188L43 189L44 191H42V192H40V193H36L35 194V192H33V189L31 190L30 188H28V187H25V189H23L22 190V192L20 193V194H18V199L16 200V203H14L15 204V206H16V209L15 210H13L14 208L13 207H15V206H11V204L13 203V201H12V198L14 199L15 197H13V191H12V186L11 187H8V185H7V183H5V181H6V179L7 180H12V179H8V177H11V178H13V180H15L14 178H16V177H14L15 175H17ZM35 172V171H34ZM79 172V173H80ZM117 172V171H116ZM165 172V171H164ZM245 172V171H244ZM255 172V171H254ZM20 173V172H19ZM32 173V172H31ZM39 173V172H38ZM41 173H39V174H41ZM44 173V174H45ZM121 171H118L117 172V174H119L118 176L119 177H121V176H123V175H121ZM185 173V172H184ZM249 173V172H248ZM29 174V173H28ZM70 174V173H69ZM137 174V173H136ZM144 174V173H143ZM143 174H142V176H143ZM147 174H149L150 175V173H147ZM146 174V175H147ZM159 174V173H158ZM182 174V175H181ZM245 174H246V172H245ZM255 174V173H254ZM61 175V176H60ZM81 175V174H80ZM152 175H154L153 173H152ZM168 175V174H167ZM173 175V174H172ZM18 176V175H17ZM29 176V175H28ZM33 176V175H32ZM46 176V175H45ZM70 176V175H69ZM95 176V175H94ZM93 176V177H94ZM117 176V177H118ZM138 176V175H137ZM141 176V177H142ZM161 176H162V174H161ZM245 176V175H244ZM31 177V176H30ZM77 177H79V176H77ZM83 177V176H82ZM81 177V178H82ZM118 177V178H119ZM155 177V176H154ZM163 177V176H162ZM171 177V176H170ZM246 177V176H245ZM80 178V179H81ZM97 178H99V176L97 177ZM125 178V177H124ZM155 178H157V176L155 177ZM169 178V177H168ZM237 178V179H238ZM248 178V177H247ZM37 179V178H36ZM66 179H68V178H66ZM109 179V178H108ZM160 179V178H159ZM235 179V178H234ZM26 180V179H25ZM34 180V179H33ZM104 181H102L103 182V184H104V182H105V179H103ZM120 180V179H119ZM127 180V179H126ZM129 180V179H128ZM221 180V182H224V181H222ZM236 180V179H235ZM129 181H132V180H129ZM230 181H231V179H230ZM230 181H229V183H230ZM237 181V180H236ZM257 181V180H256ZM262 181H263V179H262ZM8 182V181H7ZM38 182V181H37ZM43 182V181H42ZM41 182V183H42ZM73 182V181H72ZM106 182H108V180L106 181ZM111 182H113V180L111 181ZM134 182V181H133ZM133 182H132V184H133ZM186 182V181H185ZM203 182H204V184H203ZM215 182V181H214ZM226 182V181H225ZM224 182V183H225ZM238 182H239V180H238ZM10 183V182H9ZM39 183V182H38ZM100 183H101V181H100ZM165 183V182H164ZM235 183V182H234ZM242 183V182H241ZM244 183H246V182H244ZM251 183H252V181H251ZM54 184H58V185H54ZM105 184H107V183H105ZM109 184V183H108ZM108 184H107V186L106 187H108ZM218 184V186H219V184H221V183H217ZM227 184H228V182H227ZM227 184L225 183V184H221L220 186L221 187H225L226 188V186H227ZM235 184H238L237 182L235 183ZM264 184V183H263ZM262 183L260 184V182H259V184H257L256 186H254V184L252 185V186H250L249 184V186H245V185H242V187L240 186H238V188H237V192L238 191H241V192H243L244 193V195L245 194H249V191H250V193L251 192H255V189L256 188H258V187H261V185H263ZM34 185V184H33ZM41 185V184H40ZM112 185V184H111ZM110 185V186H111ZM229 185V184H228ZM234 185V184H233ZM240 185V184H239ZM9 186H10V184H9ZM43 186V185H42ZM109 186V187H110ZM113 187L115 186V185H112ZM117 186V185H116ZM31 187V186H30ZM33 187V186H32ZM103 187V186H102ZM105 187V186H104ZM126 189H131L130 187H131V182L129 183V184H126L125 186H124ZM124 187H121V188H124ZM235 187V186H234ZM35 188H36V186H35ZM174 188V187H173ZM184 188V187H183ZM215 188V187H214ZM225 188H224V192L226 191L225 190ZM38 189V188H37ZM125 189V190H126ZM227 189V188H226ZM230 189H232L231 187H230ZM230 189H227L228 191L230 190ZM38 190H40V189H38ZM42 190V189H41ZM73 190V189H72ZM124 190V189H123ZM142 190V189H141ZM174 190V189H173ZM172 190V191H173ZM181 190V189H180ZM235 190V189H234ZM257 190V189H256ZM36 191V190H35ZM75 191V190H74ZM127 191V190H126ZM218 191V190H217ZM222 191V192H223ZM83 192V191H82ZM130 191H128V193H129ZM182 192V191H181ZM236 192V193H237ZM167 193V192H166ZM176 193V192H175ZM242 193V194H243ZM94 194V193H93ZM178 194V193H177ZM206 194V195H205ZM226 194V193H225ZM238 194V193H237ZM73 195V196H72ZM130 195V194H129ZM207 195L209 196V199H208V201L205 203L204 202V200L206 199V197H207ZM217 195V194H216ZM71 197H72V199H71ZM91 197V196H90ZM89 197V198H90ZM241 197H244V196H241ZM247 198V197H246ZM246 198L244 197V199L246 200ZM87 199V198H86ZM244 199H243V201H244ZM9 200H11V202L12 203H10L9 202ZM74 200V201H73ZM127 200V199H126ZM125 200V201H126ZM15 201V200H14ZM44 201H46V203L44 204V205H46L45 206V208H51V209H49V210H47L46 211V209L44 210L43 208H41L40 206H41V204H43V202ZM121 201V200H120ZM124 201V200H123ZM224 201V200H223ZM86 202V201H85ZM129 202V201H128ZM128 202H121V203H119V200H118V203H119V207H120V205H121V207L120 208H117L116 207V210H111V211H109V212H106V213H104V211H103V214L100 212V211H98L96 208H89V210H87V213H86V216L84 217V218H80V215H79V218H80V224H81V226L79 227V228H81L82 230H85V229H89V228H96L97 230H99L100 232L102 231V234H100V235H98V237L100 236H102V239L103 240H105V241H109V239L111 238H113L115 235H117V234H120V235H124L125 236V238H127L128 239V241L129 242H131L130 244H131V248H132V250H133V252H135L134 253V255L135 254H139V256H140V258H141V260L140 261H143V264H150L149 262V260L148 259H146L145 257H144V253H145V249H147L146 247H147V245H146V242L145 241H143V240H141L137 235H135V233L133 232V229H136L137 227H140V229H141V226H138V225H134V227L132 226V228L133 229H130V227H129V229H127V225H128V220L129 219H131V218H133V220L134 219H138L136 222L137 223H139L140 221L142 222V220L143 219H146V218H149L150 216H149V214H148V212H146V208H144V209H142L141 207L139 208L138 206H140V205H138V206H135L134 204L135 203H133V205H130ZM204 202V203H203ZM225 202V201H224ZM237 202V201H236ZM241 202H242V200H241ZM84 203V202H83ZM87 204V203H86ZM115 204V203H114ZM127 204L129 205V206H127ZM225 204V203H224ZM254 204H256L257 206H264V198L263 197H257L255 200H254ZM43 205V206H44ZM228 205V204H227ZM244 205V204H243ZM128 208H127V207ZM93 207V206H92ZM230 207V206H229ZM245 207V206H244ZM261 207V208H262ZM11 208H13L12 209V212L11 211H9V210H11ZM125 208V210L123 211V210H121V209H124ZM127 208V209H126ZM258 208V207H257ZM264 208V207H263ZM81 209V208H80ZM198 209H200V208H198ZM240 209V208H239ZM201 210V211H202ZM229 210V209H228ZM264 210V209H263ZM81 211H83V209L81 210ZM125 211H126V213H125ZM167 211V210H166ZM235 211V210H234ZM8 212H11V213H8ZM169 212V211H168ZM174 212V211H173ZM203 212H202V214H203ZM127 213H130V216H131V218H129L128 217V215H127ZM171 213V212H170ZM189 213H190V211H189ZM187 214V213H186ZM193 214V213H192ZM212 215L213 217L215 216V215ZM224 215H223V217L225 218L224 220L225 221H230V219H231V217H230V214H226V212L225 213H223ZM70 215V216H69ZM150 215H152L151 213H150ZM48 216V217H47ZM83 216V215H82ZM174 216V215H173ZM234 218L235 219H239V220H243V219H245L246 217H247V215H245V213H234ZM157 218H158V220L160 219V220H166V218L168 217V215L166 214V212H163V213H161L159 216H156ZM196 217V216H195ZM206 217V216H205ZM216 217V216H215ZM218 217V216H217ZM127 218H129V219H127ZM208 218V217H207ZM219 218V217H218ZM220 218H222V216L220 217ZM233 218V217H232ZM233 218V219H234ZM153 219H154V217H153ZM170 219V218H169ZM213 219V218H212ZM71 220V221H70ZM147 220V219H146ZM157 220V219H156ZM179 220V219H178ZM79 221V220H78ZM208 221V220H207ZM212 221V220H211ZM216 221V220H215ZM220 221V220H219ZM130 222V221H129ZM158 222V221H157ZM164 222V221H163ZM231 222H232V220H231ZM264 222V221H263ZM230 223V222H229ZM136 224V223H135ZM141 224V223H140ZM158 224H159V222H158ZM242 224H244V223H242ZM156 225V224H155ZM241 225V224H240ZM242 226V225H241ZM262 226H264L263 225V223H262ZM261 226V227H262ZM73 227V228H72ZM76 228V229H79V228ZM4 228V229H5ZM180 228V227H179ZM96 229H95V231H96ZM139 229V230H140ZM264 229V228H263ZM262 229V230H263ZM93 230V229H92ZM91 230V231H92ZM137 230H138V228H137ZM81 231V230H80ZM94 231V230H93ZM259 231V230H258ZM258 231H253V233H252V235L250 236V238L249 237H247V236H245V235H239L238 237H239V239H243L244 241H248L250 244H251V248L254 246H256L255 248H256V252L259 254V256H261V255H263L264 254V245H262L263 243H262V237H264L263 235H262V233H261V230H260V232H258ZM85 232V231H84ZM84 232H83V235H87L86 233H89V232H86L85 234H84ZM136 232V234H138L137 233V231H135ZM164 232V231H163ZM79 233V232H78ZM81 233H82V231H81ZM156 233H158V231H156ZM249 233V232H248ZM264 234V233H263ZM51 235V234H50ZM57 235L58 236H60L61 238H63V239H59V238H57ZM82 235V234H81ZM138 235H140V234H138ZM78 236V235H77ZM88 236V235H87ZM89 236H90V234H89ZM15 237H18V238H21V240H18L17 242L15 241ZM76 237V236H75ZM81 237V236H80ZM80 237H79V239H80ZM83 237V236H82ZM49 238V237H48ZM88 238V237H87ZM118 238V237H117ZM143 238V237H142ZM49 240V239H48ZM59 240V241H58ZM76 240V239H75ZM120 240H121V238H120ZM124 240V239H123ZM123 240H121V241H123ZM126 240V239H125ZM146 240V239H145ZM37 241H38V243H37ZM83 241V240H82ZM85 241V240H84ZM240 241V240H239ZM243 241V242H244ZM55 242V243H54ZM41 243H42V241H41ZM262 243V244H261ZM105 244V243H104ZM217 244V243H216ZM247 244V243H246ZM120 243H117V244H109L108 246L105 244L101 249L99 248V247H97V248H99L100 250H98L97 248V250H98V252H100V251H103L102 253H100V254H103V255H101L98 259H97V261H95L96 262V264H102V263H104V264H121V263H119L118 262V260H115V255L120 251V249H121V247H120ZM150 245V244H149ZM148 245V246H149ZM222 245V244H221ZM167 246V245H166ZM250 246V245H249ZM56 247H58V246H56ZM168 247V246H167ZM19 248V249H20ZM149 248V247H148ZM55 249H57V248H55ZM95 249V250H96ZM7 250V249H6ZM60 250V249H59ZM96 250V251H97ZM169 250V249H168ZM5 251V250H4ZM87 251V250H86ZM148 251V250H147ZM177 251V250H176ZM220 251H223V250H221V248H220V246H219V243H218V245H216L212 250H208V251H206L205 253H203L202 254V256L200 257L201 258V261H200V263L201 264H209L212 260L213 261H215L214 259H216L218 256H220ZM173 252V251H172ZM181 252V251H180ZM227 252V251H226ZM231 252H229V253H227L224 257H225V259H224V263L226 264V262L227 261H230V260H232L233 258H234V256H235V254L237 255L232 261H231V263L232 264H238L239 262V260H241V258L243 259V256L244 255H246L247 254V256H248V253H249V251H247L245 248H239V249H237V250H234V252H232L231 254H230ZM223 254V253H222ZM221 254V255H222ZM72 255H73V253H72V251H69L68 250V253H63L62 254V256H60V261H61V263H66V262H68L69 263V261L72 259L71 257H72ZM133 255V256H134ZM188 255V254H187ZM234 255V256H233ZM123 256V255H122ZM162 256V255H161ZM167 256V255H166ZM223 256V255H222ZM116 257H117V255H116ZM241 257V258H240ZM71 258V259H70ZM119 258V257H118ZM121 258V257H120ZM133 258V257H132ZM172 258V257H171ZM219 258V257H218ZM220 259H221V257H220ZM26 260V261H27ZM120 260V259H119ZM200 260V259H199ZM53 261H54V259H53ZM121 261V260H120ZM132 261V260H131ZM134 261V260H133ZM172 261V260H171ZM222 261V260H221ZM28 262V263H29ZM71 262V261H70ZM262 262H264V260H262ZM54 263V262H53ZM60 263V264H61ZM72 263H74V262H72ZM130 263V262H129ZM152 263V262H151ZM171 263V262H170ZM199 263V262H198ZM227 263H229V262H227ZM230 263V264H231ZM58 264V263H57ZM221 264V263H220Z\"/></svg>","mask_w":264,"mask_h":264}]
</instances>
